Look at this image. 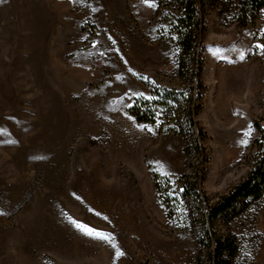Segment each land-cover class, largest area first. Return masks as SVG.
Instances as JSON below:
<instances>
[{
    "label": "rangeland",
    "instance_id": "374dc122",
    "mask_svg": "<svg viewBox=\"0 0 264 264\" xmlns=\"http://www.w3.org/2000/svg\"><path fill=\"white\" fill-rule=\"evenodd\" d=\"M156 8L0 0V264H204L200 216L181 202L169 216L154 184L166 178L175 197L196 161L179 134L129 111L151 87L188 83ZM242 19L235 0L203 18L196 122L211 204L253 169L264 129V8ZM211 227L237 241L233 264H264V195Z\"/></svg>",
    "mask_w": 264,
    "mask_h": 264
},
{
    "label": "trees",
    "instance_id": "16d2710c",
    "mask_svg": "<svg viewBox=\"0 0 264 264\" xmlns=\"http://www.w3.org/2000/svg\"><path fill=\"white\" fill-rule=\"evenodd\" d=\"M156 3V13L163 15V22L178 46V72L187 74V82L181 88L151 87L149 99L135 100L129 111L139 124L156 125L159 130L175 132L183 138L185 160L196 161L195 176L184 175L179 181V192L170 197L169 181L155 176L158 199L169 216L179 210L180 202L189 205L193 217L200 216V231L195 235L197 248L205 250L204 264H233L238 252V243L231 235L219 236L212 229L214 221L225 223L235 219L251 203L264 195V129L258 145V155L253 169L227 195L211 204L200 192L199 175L205 157L203 142L205 135L196 122L200 110L201 83L198 75L200 37L203 18L220 0H151ZM237 11L247 17L264 8V0H235ZM174 201V203H173ZM181 209V207H180ZM197 259H201L200 250ZM203 264V263H202Z\"/></svg>",
    "mask_w": 264,
    "mask_h": 264
}]
</instances>
